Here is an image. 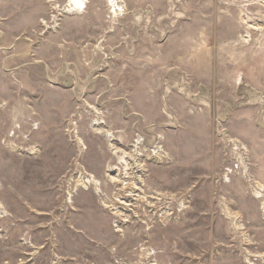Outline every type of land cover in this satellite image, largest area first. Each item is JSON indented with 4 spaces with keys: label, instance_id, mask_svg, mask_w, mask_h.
Segmentation results:
<instances>
[{
    "label": "rangeland",
    "instance_id": "rangeland-1",
    "mask_svg": "<svg viewBox=\"0 0 264 264\" xmlns=\"http://www.w3.org/2000/svg\"><path fill=\"white\" fill-rule=\"evenodd\" d=\"M70 2L0 0V264H264V0Z\"/></svg>",
    "mask_w": 264,
    "mask_h": 264
},
{
    "label": "bare ground",
    "instance_id": "bare-ground-1",
    "mask_svg": "<svg viewBox=\"0 0 264 264\" xmlns=\"http://www.w3.org/2000/svg\"><path fill=\"white\" fill-rule=\"evenodd\" d=\"M89 0H72V3L71 4V7L72 9L69 10L68 12H76V13H83L84 10L86 9V5L88 3ZM115 2V5L116 8H115V14H116V17L120 16L121 14L119 13V11L121 10V8L119 7V3H118V0H113V3ZM98 124V123H97ZM18 130H21L20 128L19 129H16L15 132L13 134L10 135V137H13V136H16V132ZM140 145V144H139ZM136 153V152H134ZM133 153V154H134ZM137 156V155H136ZM133 159V156H129V155H126V159L125 160H128L126 162H124V164H126L127 167H129V161H131ZM133 162V160H132ZM142 171V170H141ZM92 182V181H91ZM88 183V182H87Z\"/></svg>",
    "mask_w": 264,
    "mask_h": 264
}]
</instances>
